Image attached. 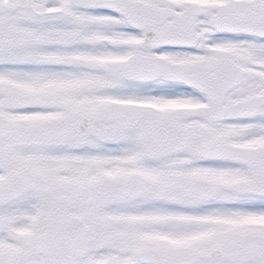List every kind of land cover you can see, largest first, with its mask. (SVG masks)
Wrapping results in <instances>:
<instances>
[{"label":"snow or ice","instance_id":"obj_1","mask_svg":"<svg viewBox=\"0 0 264 264\" xmlns=\"http://www.w3.org/2000/svg\"><path fill=\"white\" fill-rule=\"evenodd\" d=\"M0 264H264V0H0Z\"/></svg>","mask_w":264,"mask_h":264}]
</instances>
